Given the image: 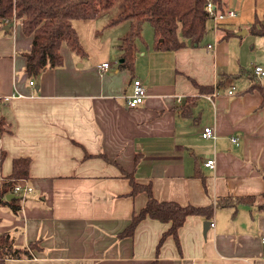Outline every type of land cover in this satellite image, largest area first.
<instances>
[{
	"label": "crops",
	"instance_id": "1",
	"mask_svg": "<svg viewBox=\"0 0 264 264\" xmlns=\"http://www.w3.org/2000/svg\"><path fill=\"white\" fill-rule=\"evenodd\" d=\"M117 2L72 20L86 55L64 45L62 65L31 77L32 36L15 17L0 18V184L15 158L29 157L22 183L33 188L18 212L0 206V232L17 246H40L5 264H264V207L218 205L264 192V103L250 89L255 65L264 66L255 51L264 36L250 31L264 20V0H224L236 15L210 19L200 44L177 50L154 49L144 31L133 71L121 68L118 48L129 21L110 25L123 9ZM135 79L147 97L131 107ZM205 126L215 138L203 136ZM131 179L150 185L158 200L213 205V216H189L177 237H164L170 223L151 217L124 235L148 201L145 190L131 194Z\"/></svg>",
	"mask_w": 264,
	"mask_h": 264
},
{
	"label": "trees",
	"instance_id": "2",
	"mask_svg": "<svg viewBox=\"0 0 264 264\" xmlns=\"http://www.w3.org/2000/svg\"><path fill=\"white\" fill-rule=\"evenodd\" d=\"M116 0H0V18L12 20L16 17L22 24L26 35L32 36L31 49L25 52L28 75L38 76L47 68L64 63L62 46H68L78 55H86L76 28L74 19H92L104 9L114 5ZM215 11L226 13L224 0H212ZM208 0H123V9L119 16L110 22L115 25L129 21V28L120 37L118 48L123 62L121 68L134 70L140 44H146L144 37L145 24L154 31L153 47L156 50H177L189 44H200L208 33V21L211 19L207 9ZM250 31L264 36V20L254 22ZM228 77V76H226ZM255 83L251 90L258 89L263 96L264 81L254 74ZM222 80L218 82L220 86ZM201 90L211 91L213 86H200ZM5 127V118L0 114V131ZM5 151L0 152V174L2 172ZM31 159L18 157L13 160V170L8 178L0 184V206L8 205L12 211L18 212L22 207L23 196L15 193V187L30 177ZM264 178V169L262 171ZM131 194L141 190L148 193L146 205L132 217V221L124 235H131L138 223L151 217L170 223L164 237H177L180 227L192 215L211 218L214 206L182 205L172 200H158L154 197L151 186L143 185L131 179ZM8 194L14 197L7 198ZM240 203L258 204L264 207V192L260 195L226 196L218 199V205L237 207ZM40 248L37 241L28 246L15 245L9 232H0V264L8 259L32 257V250Z\"/></svg>",
	"mask_w": 264,
	"mask_h": 264
},
{
	"label": "built area",
	"instance_id": "3",
	"mask_svg": "<svg viewBox=\"0 0 264 264\" xmlns=\"http://www.w3.org/2000/svg\"><path fill=\"white\" fill-rule=\"evenodd\" d=\"M207 9L209 11L211 19L215 22H219L220 20L224 19L227 16H235V11H228L226 13H219L215 11V4L212 0H208ZM16 18V17H15ZM110 65L109 62H104L101 64V69H106ZM254 74L256 77L262 81H264V66L263 65H255L254 67ZM33 83V81H31ZM235 92V86H232L231 89L228 90L229 94H233ZM147 97V88L143 84L142 80L135 79L134 80V91L131 97L128 100V103L131 107H135L144 102L145 98ZM211 98V96H208ZM203 136L206 138H215L216 132L212 126H205L203 131ZM233 140L236 141L237 138L233 137ZM205 165L208 167H214L216 165V160L214 158H209ZM33 190L32 186L26 185L24 183H19L15 187V193L23 196L25 198L31 191ZM264 243V237L262 238Z\"/></svg>",
	"mask_w": 264,
	"mask_h": 264
},
{
	"label": "rangeland",
	"instance_id": "4",
	"mask_svg": "<svg viewBox=\"0 0 264 264\" xmlns=\"http://www.w3.org/2000/svg\"><path fill=\"white\" fill-rule=\"evenodd\" d=\"M116 2H117V0H116ZM117 4H119V3L117 2L115 6H117ZM212 21H213V20H212ZM126 22H127V21H126ZM121 31H123V30H121ZM144 31H145V35H146V36H147V33L152 34V36L154 35L153 28H152L149 24H145V30H144ZM249 38H258V37L255 36V35L250 34V35H249ZM259 38H261V37H259ZM262 38H263V37H262ZM263 39H264V38H263ZM255 51H256V52H261L260 54L263 55V54H264V45H261V46L257 47ZM261 57H264V55L261 56ZM263 59H264V58H263ZM263 59H260V62H263V61H264Z\"/></svg>",
	"mask_w": 264,
	"mask_h": 264
},
{
	"label": "water",
	"instance_id": "5",
	"mask_svg": "<svg viewBox=\"0 0 264 264\" xmlns=\"http://www.w3.org/2000/svg\"><path fill=\"white\" fill-rule=\"evenodd\" d=\"M246 31V30H245ZM15 195L14 194H8L7 198H11V197H14ZM211 225V221L210 220H207L204 224V233L206 234L207 232V228L208 226Z\"/></svg>",
	"mask_w": 264,
	"mask_h": 264
}]
</instances>
